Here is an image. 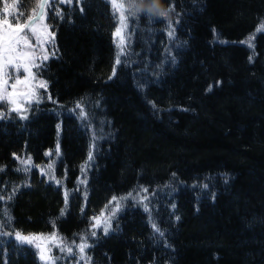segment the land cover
Instances as JSON below:
<instances>
[{
  "label": "trees",
  "instance_id": "obj_1",
  "mask_svg": "<svg viewBox=\"0 0 264 264\" xmlns=\"http://www.w3.org/2000/svg\"><path fill=\"white\" fill-rule=\"evenodd\" d=\"M165 4L119 52L110 0H48L46 88L0 117V264H264V0Z\"/></svg>",
  "mask_w": 264,
  "mask_h": 264
},
{
  "label": "snow or ice",
  "instance_id": "obj_2",
  "mask_svg": "<svg viewBox=\"0 0 264 264\" xmlns=\"http://www.w3.org/2000/svg\"><path fill=\"white\" fill-rule=\"evenodd\" d=\"M61 2H67L71 3L72 0H61ZM113 12L114 14L118 13V20L122 27L127 26V20L129 17H135L138 13L132 4L129 2V0H110ZM48 4V0H41L40 3L37 4V6L32 10V14L28 15L24 19V23H20V19L24 18V14L20 12H16L15 15H12L13 10L15 9L16 5L12 4L9 5L8 3L4 4V15L5 17H11V19H15L16 23L13 25L8 18H5L3 20H0V29H3L6 27V36L0 37V41H7L8 47H3L0 45V85L3 87H0V101H4L6 103H10L15 105V107L12 109L16 112H21V105L17 102L16 97L20 95H26L31 96L34 95V91L30 90L28 93H17L15 90L12 92L7 91V80L3 77L5 74V67L7 66L9 70L15 69L16 71H19L21 68L23 69L24 73H27V76L23 81L17 80V84H27L29 77H33V73L31 71V66L38 67L39 65L36 64V60H47L49 58V55L44 48V44L54 42V34L50 33L47 29V25H41L40 27H37L38 23L43 21L44 19V13L43 10ZM171 8V6H170ZM172 10V9H171ZM59 14V13H58ZM147 14V13H144ZM149 17H153L150 14H147ZM264 27V26H262ZM121 32V28H117L116 34L119 35ZM169 36L173 35V31H169ZM29 36L35 38L36 45L40 47L41 49V55L37 57L35 54V51L33 49L32 43L29 42ZM123 43V38L121 39V44ZM15 44L17 46L26 47L29 49H33L32 51L28 52H20L18 48H13L11 45ZM8 52H17L16 56H8L6 59L4 57V53ZM54 55V53H53ZM23 62V63H21ZM119 55L117 57V63H119ZM34 78V77H33ZM13 89H15V85L12 86ZM40 87H46L44 82L40 83ZM3 113H0V117H3ZM21 118H26L24 116H21ZM92 158V154L89 153V159ZM49 169L52 168V165L48 166ZM116 198L113 197V200ZM0 215H7L6 210H4ZM94 220L97 221V224L99 223V218L94 217ZM8 221L10 222V217H8ZM97 225L94 224L93 227H96ZM153 228L160 232V230L156 227L155 224L152 225ZM3 227V223H0V228ZM109 225L107 223V218L105 217V226H104V232H108ZM163 235V233H160ZM0 235H6V233H0ZM92 235H95V232L92 233ZM15 239L19 241L21 244H33L35 240L37 239H43L42 237H29L24 236L23 234L16 232L15 233ZM49 239H52V237H49ZM86 244L78 245L79 251L83 253L84 248L86 247ZM36 247L40 250L39 256L41 261H45V264L47 262L52 261V257L46 256L45 252L46 249L42 248L40 245H36ZM67 251L69 253L72 252V248L68 247ZM54 264V262H53Z\"/></svg>",
  "mask_w": 264,
  "mask_h": 264
},
{
  "label": "rangeland",
  "instance_id": "obj_3",
  "mask_svg": "<svg viewBox=\"0 0 264 264\" xmlns=\"http://www.w3.org/2000/svg\"><path fill=\"white\" fill-rule=\"evenodd\" d=\"M15 1H16V4L18 2H20V0H0V19L8 18V17H5V15H4V4L8 3L9 5H12V4H15ZM11 2H12V4H10ZM46 8H47V6L45 7V9ZM19 9H20L19 5H16L13 12L14 13L20 12ZM14 13L12 14L13 16L15 15ZM43 13H44V11H43ZM44 15H45V13H44ZM116 15H117V19H118V13ZM9 19L11 20L10 22L13 25H15L16 20L11 19V17H9ZM132 20H133V17L128 18L126 27H122L119 23L118 28H121V32L119 35L116 34L117 30L114 33L119 52H122L125 43L130 39V25L133 23ZM20 21H24V19L21 18ZM50 22H52V20L47 21V19L44 16L43 21L39 22L37 27H40L41 25H47V29L51 33V29L49 27ZM3 36H6V27L3 29H0V37H3ZM122 38H123V43L121 44ZM29 42L33 44V49L35 51V54L37 55V57H39L41 55V49L39 46L36 45L35 38L29 36ZM11 46L13 48H18V50L20 52H28V51L33 50V49H29V48L22 47V46H17L15 44H12ZM3 47H8V44L4 45ZM44 48L47 51V49H49V45L47 46V43L44 44ZM47 53L49 54V52H47ZM16 55H17V52H11V53L5 52L4 53L5 59L8 56H16ZM21 63H23V62H21ZM30 67H31V71L33 73L34 78L29 77L27 84H17L16 83L17 80L23 81L25 79V77L27 76V73H24L22 68L19 71H16L14 68L9 70V68L7 66L5 67V74L6 75L3 78L7 80V91L8 92H12L13 90H15L17 93H28L30 90H33L34 95H31V96L20 95V96L16 97L17 102L21 105V112H16V111L12 110L15 107V105L10 104V103H6L4 101H0V113H2L4 111H10V112L16 113L20 117L21 116L25 117L29 114L30 109L33 106L34 101L36 99H38L37 92H38V86H40L39 83H37V81L35 79V75H34L35 73L32 69L33 67L31 65H30ZM13 85H15V89H13V87H12ZM0 87H3V86L0 85ZM49 165H52L51 169H49V167H48ZM42 169H43L42 171L45 172L48 175V177H52L54 175V165L52 162L47 164L46 166L44 165ZM41 237L46 239L48 241L47 244H49V241L51 239H49L48 236L41 235Z\"/></svg>",
  "mask_w": 264,
  "mask_h": 264
},
{
  "label": "clouds",
  "instance_id": "obj_4",
  "mask_svg": "<svg viewBox=\"0 0 264 264\" xmlns=\"http://www.w3.org/2000/svg\"><path fill=\"white\" fill-rule=\"evenodd\" d=\"M138 13H147L156 18H167L171 12L165 0H129Z\"/></svg>",
  "mask_w": 264,
  "mask_h": 264
},
{
  "label": "bare ground",
  "instance_id": "obj_5",
  "mask_svg": "<svg viewBox=\"0 0 264 264\" xmlns=\"http://www.w3.org/2000/svg\"><path fill=\"white\" fill-rule=\"evenodd\" d=\"M50 161H51V159H50V155H49V159L45 158L42 162H40V164H39L40 168L42 169L43 166L44 165L46 166L47 164H49ZM121 192L124 193V195H125L127 193V190H121ZM117 204H118V201L116 202V201L113 200L112 203L108 207H105L102 213H98V215L96 217L100 218V217L110 213ZM96 222H97L96 220L93 221L91 226L96 224Z\"/></svg>",
  "mask_w": 264,
  "mask_h": 264
},
{
  "label": "water",
  "instance_id": "obj_6",
  "mask_svg": "<svg viewBox=\"0 0 264 264\" xmlns=\"http://www.w3.org/2000/svg\"><path fill=\"white\" fill-rule=\"evenodd\" d=\"M7 44H8L7 41H0V45H2V46L7 45Z\"/></svg>",
  "mask_w": 264,
  "mask_h": 264
}]
</instances>
